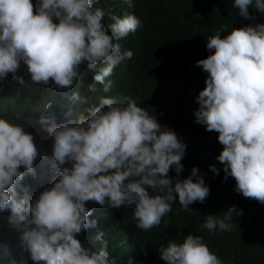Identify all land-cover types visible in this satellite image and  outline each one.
Wrapping results in <instances>:
<instances>
[{"label": "clouds", "instance_id": "9594fccd", "mask_svg": "<svg viewBox=\"0 0 264 264\" xmlns=\"http://www.w3.org/2000/svg\"><path fill=\"white\" fill-rule=\"evenodd\" d=\"M125 2L131 6L134 0ZM94 3L99 0H37L35 6L32 0H0V81L11 73L24 84V76L16 75L23 62L33 84L52 81L53 88L66 90L68 100L66 122L57 124L46 115L37 121L54 141V176L51 187L36 199L20 185L27 175L36 176L39 152L33 135L0 115V212L10 210L8 222L21 233L34 264H114L103 232L94 237L102 242L99 249L76 238L97 223L89 219L92 209L86 202L116 209L135 205L136 227L149 231L160 226L177 196L189 210L188 205L203 203L210 192L196 167L183 180L173 183L169 178L170 168L177 176L183 171L186 145L173 130L162 128L138 98L104 96L98 106L77 109L87 103L79 87L72 90L82 83L81 65L95 72L90 92L97 91V83L109 92L112 81L106 78L134 55L114 41L142 27L129 13L110 15L113 22L106 25L103 9H94ZM253 3L264 13V0H234L233 7L247 19ZM225 31L223 38L219 30L206 38L207 49L214 52L196 61L208 73L197 97L196 122L218 133L223 149L216 159L224 166L225 179L233 177L237 192L264 204V23ZM51 107L49 101L44 111ZM66 163L71 167H63ZM210 168L219 174L215 166ZM234 213L242 214L233 206L223 217L208 215L203 228L231 232ZM159 253L166 264H223L202 236L192 234L182 243L169 240Z\"/></svg>", "mask_w": 264, "mask_h": 264}, {"label": "trees", "instance_id": "16d2710c", "mask_svg": "<svg viewBox=\"0 0 264 264\" xmlns=\"http://www.w3.org/2000/svg\"><path fill=\"white\" fill-rule=\"evenodd\" d=\"M32 3L35 6L37 0ZM233 4L234 0H134L131 6L125 0H99L93 4L94 9H103L106 25L113 22L110 15L122 17L129 13L141 20L142 27L126 38L114 41L122 45V51L130 49L134 55L122 60L106 78L112 81L109 92L105 93L99 83L97 91L90 92L88 85L94 83L95 72L89 70L86 63L81 65L82 83L72 90L79 87L87 103L78 104L77 109L83 111L98 106L99 98L104 96L138 98L140 106L148 109L162 128L173 130L186 145L181 161L183 171L177 176L174 167L170 168L169 178L173 183L176 179L183 180L196 167L210 188L206 200L188 205L189 210L181 207L177 196L172 211L163 217L159 227L149 231L136 227L132 213L135 205L116 209L101 207L94 201L86 202V207L92 209L89 219H95L97 223L95 227L85 228L76 238L86 247L99 249L102 242L94 237L103 232L114 264H166L160 258V246H167L169 240L182 243L189 234L202 236L223 264H264V204L237 192L233 177L225 179L224 166L216 159L223 149L218 133L207 131L204 125L196 122L195 116L199 109L197 97L205 88L208 77V73L196 66V61L214 52L207 49L206 38L218 30L223 38L228 34L225 29L230 32L231 28L264 23V13L255 7V3L248 7L250 18L247 19ZM54 22L58 21L54 19ZM16 75L24 76L25 83L21 84L11 73L0 81V115L20 123L25 132L33 135L39 152L34 162L36 176L27 175L20 185L28 187L30 197L36 199L46 187H51L54 176L50 164L54 141L37 121L41 115H46L54 117L57 124L66 122L64 113L68 100L64 96L66 90L53 88L52 81L48 86L33 84L23 62ZM49 101L52 107L45 112L44 106ZM210 166H215L219 174L213 173ZM63 167H71V164L66 163ZM17 191L20 192V188ZM233 206L242 213L233 214V231L217 229L209 233L203 228L206 216L223 217V213ZM9 215L10 210L0 212V264L11 261L34 264L25 250L21 233L9 224ZM4 245L7 246L6 253Z\"/></svg>", "mask_w": 264, "mask_h": 264}]
</instances>
